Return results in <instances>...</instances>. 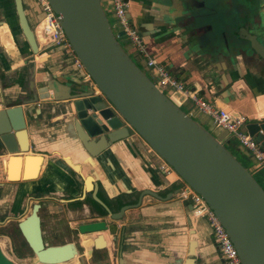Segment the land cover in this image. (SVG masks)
<instances>
[{"label":"crops","instance_id":"obj_1","mask_svg":"<svg viewBox=\"0 0 264 264\" xmlns=\"http://www.w3.org/2000/svg\"><path fill=\"white\" fill-rule=\"evenodd\" d=\"M197 1L201 5L196 10L198 23L193 29L194 26L185 18H176L173 22L157 18L164 11L160 0H128V18L140 33L146 57L163 65L169 74L183 83L186 90L212 107H223L234 115L243 116L246 123L264 121V59L239 51L232 53L233 60L228 58L226 52L219 53V59H204L206 53L214 56L218 54L206 45L215 37H220L224 29L230 30V24L239 27L238 23L247 22L244 28L264 45V0ZM28 4L32 18L31 4ZM0 6L6 8L5 0H0ZM193 30L196 31L195 39L190 40ZM230 42L238 48L245 45L243 40L237 38ZM0 43L8 53H13L12 37L5 24L0 25ZM128 51L133 52L132 46ZM47 53L48 59L42 65L35 63L31 66L29 76L34 89H39L50 76H54L61 85L69 81L83 82L92 87L83 77V72L73 64L71 57L55 48L48 49ZM146 57H140L139 60L144 64ZM22 64L21 58L8 64L5 74L10 82L3 85L0 67V108L19 104L17 100L13 103L17 96L23 98L21 89L27 69ZM175 94L183 97L188 108L192 109L187 114L194 118V112L206 117L209 125L216 130L213 135L222 132V129L213 126L207 114L196 108L192 99L181 93ZM173 101L182 107L176 99ZM32 106L34 109L39 108L40 114L37 117L32 115L30 123L26 125L27 152L8 154L0 149V247L5 252L11 242L7 229H10L11 222L17 223L28 212L29 208L27 212L24 208L28 199L33 198L39 201V209L45 202L43 220L54 227L64 222L68 228H73L81 222L105 220L107 229L104 233L110 243L108 251H93L99 257L89 255L93 249L91 241L82 239L85 246L83 254L89 255L90 264H114L118 246H121L124 264H181L190 238L196 241L195 264H221L208 236L205 221V226L198 228L196 223L199 220L190 218L189 202L179 199L177 195H171L166 200L144 196L137 207L125 210L118 220L109 219L107 214L98 216L90 193H84L82 199L78 198L82 185L75 181L63 157L78 162L82 173L95 174L94 178L102 187L98 186L96 191L101 201L103 197L111 199L121 193L129 194L145 188L156 191L160 196L178 188L173 186L179 184L176 174H164L159 168L160 158L139 137L131 133L127 140L111 144L89 164L83 160L85 154L73 137L71 127L62 124L70 115L64 118L60 101L40 100L36 106ZM199 123L205 128L203 123ZM222 143L234 156L238 155L237 158L264 189V168L255 163L250 152L227 133ZM9 155H17L20 164L15 159L7 162L6 157ZM23 155L38 156L40 162L28 159L23 165ZM25 171V178L29 179L21 177ZM127 189L131 191L127 192ZM83 205L87 212L73 215V211ZM93 211L95 216L85 218ZM188 220L191 222L189 226ZM189 228H193V234L188 233ZM112 237L116 238L115 242ZM79 244L83 246L81 242ZM15 258L16 264H23Z\"/></svg>","mask_w":264,"mask_h":264},{"label":"water","instance_id":"obj_2","mask_svg":"<svg viewBox=\"0 0 264 264\" xmlns=\"http://www.w3.org/2000/svg\"><path fill=\"white\" fill-rule=\"evenodd\" d=\"M46 1L57 16L74 55L102 96L94 93V88L83 82L67 81L61 85L55 81L54 76H50L39 89H34L31 88L33 80L30 79L27 88L29 94L23 98L17 96L13 100V103L20 101L19 104L0 108V149L8 154L27 152L26 125L30 123L32 115L37 117L40 114V109H34L32 105L36 106L40 100L60 101L64 118L70 115L66 120L63 118L62 124L71 127L73 137L85 154L84 161L92 164L91 160L96 159L111 144L127 140L131 133L135 134L203 199L227 232L240 263L264 264V189L242 162L223 145L226 131L222 130L218 135L210 133L141 72L113 35L101 0ZM5 2L7 9L0 6V23L7 25L11 34L14 45L11 54L16 51L23 66L27 59L25 53L30 52L29 56L34 55L31 65H35L38 59L42 62L37 64L42 65L48 59V53L45 57L37 56L39 49L32 31L36 18L33 14L34 18H31L24 10L26 3L25 7L23 4L27 0ZM160 4L164 11L157 18L167 19L168 22L185 18L195 29L198 23L196 10L201 5L197 0H160ZM140 30L143 31L142 28ZM242 30L244 33L238 35L237 39L243 40L244 46L238 48L232 45L221 34L206 45L218 54L214 56L206 53L204 59H219V53L226 52L228 58L233 60L232 53L238 51L264 59V45L254 34L245 28ZM195 35L196 31L193 30L189 39H195ZM116 36H122V32L118 31ZM125 43L126 40L122 42ZM3 50L11 55L6 49ZM0 67L3 76L1 84H9L5 74L8 63L2 52ZM219 105L224 106L222 103ZM245 129L248 135L260 139L264 150V121L247 122ZM16 158L17 155H9L6 160L8 162ZM27 159L40 162L38 156L23 155V165ZM62 159L73 172L75 181L82 185L78 198L82 199L84 193H90L91 199L104 208L111 220H118L125 210L137 207L144 196L166 200L178 192L176 188L160 196L156 191L141 189L134 203L124 204L117 211L111 212L96 195L98 186H101L94 178L95 174H84L78 162L68 157ZM24 174L22 172L21 177ZM39 207L37 201L33 202L28 212L16 223L19 233L34 253L35 261L39 264H59L71 260L78 254L73 242L56 245L43 243L37 214ZM26 210L27 205L24 208ZM93 216L94 211L85 218ZM187 225H191L190 220ZM75 229L81 239L91 241L95 252L109 250L110 243L104 233L107 229L105 220L81 222ZM193 232V228L188 229V233ZM114 239L112 237V241ZM195 245L194 239L188 240L186 255L181 264H194ZM121 251V246H118L115 251L117 264L124 263ZM0 264L15 263L0 250Z\"/></svg>","mask_w":264,"mask_h":264},{"label":"built area","instance_id":"obj_3","mask_svg":"<svg viewBox=\"0 0 264 264\" xmlns=\"http://www.w3.org/2000/svg\"><path fill=\"white\" fill-rule=\"evenodd\" d=\"M36 7V13L41 14L40 19H36L32 26L34 38L41 55H44L48 49L55 48L61 50L64 54L71 57L73 64L83 72V77L88 80L94 88V93L102 96L100 91L94 86L89 75L84 71L81 63L74 55L70 44L59 24L57 16L52 11L46 0H27ZM104 6L107 13L110 12L114 18L113 26L117 32L121 31L136 53V58L146 57L144 46L140 34L131 25L128 18V0H104ZM145 66L148 68V75L156 79L153 83L163 92L168 89L170 93H181L193 100L196 108L207 114L214 127L225 130L227 134L236 138L238 143L247 149L252 155L255 163L264 168V150L260 145V139L248 135L245 129V118L234 115L223 107H212L210 104L197 98L193 92L185 89L183 83L173 75L169 74L167 69L157 63L153 58L146 57ZM170 97V96H169ZM160 170L164 174L174 172L173 169L160 158ZM175 173V172H174ZM176 174V173H175ZM180 186L178 187V196L191 205L190 218L193 220L203 219L208 226L213 243L217 246L218 258L222 264H241L227 232L219 223L216 216L209 210L203 199L176 174Z\"/></svg>","mask_w":264,"mask_h":264},{"label":"rangeland","instance_id":"obj_4","mask_svg":"<svg viewBox=\"0 0 264 264\" xmlns=\"http://www.w3.org/2000/svg\"><path fill=\"white\" fill-rule=\"evenodd\" d=\"M101 3H102V6H104V0H101ZM252 4H253V1L250 3V5H252ZM234 8L235 7H233L232 9H234ZM26 12H27L28 16H30L29 15L30 13H29L28 9H26ZM105 16L107 18V21L109 23V26H110V28L112 30L113 35L115 36L117 42L122 46L123 50L125 52H127L128 57L134 61L136 66L141 70V72H143L150 79L151 82L155 81L156 79L154 80L148 75V68L144 65L145 63L143 64L139 59H137L133 52L128 51L129 47L131 46V44L129 42H127L125 44H122V42L124 40H126L125 36L124 35H122L120 37L116 36L117 28L113 26L115 21H114V18L111 16L110 12L109 13L105 12ZM40 18H41V14L40 13H36V19H40ZM231 22H232V20H231ZM238 24L240 26H243V27L247 26V22H241V23H238ZM222 34H223V36L226 35V37H228L229 36V29H224ZM231 37H232V34H230L229 39ZM17 39L20 41V37L19 36H17ZM1 49L3 50L4 48L1 46ZM11 57H12L11 59H7L6 58L7 59L6 61H7L8 64L15 63L19 59V55H17L16 51H15L14 54H11ZM41 57H45V55H43ZM41 60H44V58L41 59ZM35 62L40 64L42 61H40L38 59ZM164 93L166 95H168V96L170 95L171 98L173 97L174 99H176L177 102H179V104H182V109L185 112H187V111L191 112L192 109L190 110L188 108V106L186 104V101L183 99V97H180L179 95H177L175 93H170V91H168V89H164ZM192 114H193V116H194V118L196 120H198L199 122L204 124L205 128H207L212 134H215L216 130L213 129L209 125L208 119L206 117L202 116L199 113H194L193 112ZM237 157H238V155H237ZM173 186L179 187L180 183L179 184L175 183ZM175 195H177V197H179L177 193ZM179 199H181V198L179 197ZM30 200L31 199H29L28 202H27L28 203L27 204V208L30 205ZM45 208H46V204L44 202L43 206H41V208L37 211V214L39 216V221H40V230H41V235H42L43 242L46 245L60 244V243H64V242H73L75 244V246L77 247V252H78L77 257L75 258V260L72 259L73 261L69 260V261L63 262L61 264H90L89 255L83 254V251H84L83 248H85V246L83 245V240L81 238L79 240V237L77 236V231L75 229L76 225L73 226V228H68L66 222L59 223L60 226L58 225L57 227L51 226L49 224H45V222L43 220V214L46 213ZM25 212H27V211H25ZM22 214H24V213H22ZM64 221H65V219H64ZM203 222H204L203 219H199V221L196 223L197 227L201 228L202 226H205V223H203ZM15 225H16L15 221L11 222L10 229H7V230L9 231L10 235L12 236L14 242L16 244L19 243L18 248L15 249V254H17L18 256H23V255H25V253H23L22 240H21V237H20L19 233L17 232V229H16ZM55 226H56V224H55ZM80 242L82 243L83 246H81L79 244ZM7 252H9L8 249H7ZM92 255L96 257L95 254H92ZM25 257H27L26 260L18 258L20 260V263H23V264H39V263H37L35 261V257L33 255L29 254L28 251H26V256ZM114 257L115 258H113V259L116 260L117 256L114 255ZM114 264H115V262H114Z\"/></svg>","mask_w":264,"mask_h":264},{"label":"flooded vegetation","instance_id":"obj_5","mask_svg":"<svg viewBox=\"0 0 264 264\" xmlns=\"http://www.w3.org/2000/svg\"><path fill=\"white\" fill-rule=\"evenodd\" d=\"M25 1V0H24ZM25 3H26V7H25V11H26V9H28V8H30L29 7V4L27 3V2H24V4H23V7H24V5H25ZM30 12H32L33 13V15H34V17L36 18V7L34 6V5H31V9H30ZM33 17V18H34ZM231 23V22H230ZM34 24V23H33ZM33 24H32V26H33ZM230 30H229V36H230V34H232V37L230 38L231 40L234 38H238L237 36L238 35H242L243 33H244V31L242 30V28H244L243 26H239V27H235V26H233L232 24H230ZM241 29V30H240ZM229 36H228V38L227 39H229ZM230 39H229V41H230ZM36 41V40H35ZM37 44V43H36ZM37 48H38V45H37ZM39 49V48H38ZM0 52H2L3 53V56H5V58H7V59H9L8 58V56H11V55H7L5 52H4V50H2L1 49V46H0ZM41 52H38L37 53V56H41V54H40ZM17 55H19L18 53H17ZM25 55H26V58L27 59H25V62H24V65H23V67H25V69H27V73H26V75H25V82H24V84H23V86H22V91L24 92V94H23V96H26V95H28L29 94V92H28V90H27V88H28V83H29V81H30V76H29V73H30V69H31V61L32 60H34V55H31V56H29L30 55V52H26L25 53ZM6 59V60H7ZM1 78V77H0ZM32 79V78H31ZM31 88H33V87H31ZM31 200H30V205H29V207L28 208H30L31 207V204L33 203V202H35V201H37L38 203H39V201L38 200H33V198H30ZM40 204V203H39ZM188 205H190L189 203H187V206ZM190 208H191V205H190ZM82 213H85V211L82 209V208H80L79 210H76V211H73V215H79V214H82ZM17 229V228H16ZM17 232L19 233V231L17 230ZM194 233V232H193ZM192 233V234H193ZM19 235H20V237H21V240H22V247H23V253H25V255H23V256H18L17 254H15V249L16 248H18V246H19V243L18 244H16L15 242H14V240H13V238H12V236H11V242H10V245L8 246V251L9 252H5L1 247H0V250H1V252L7 257V258H9L11 261H13L14 262V258L16 257L17 259L18 258H20V259H24V260H26V258L27 257H25L26 256V251H28L29 252V254H31V255H33L34 257H35V255H34V253L29 249V247H28V245L26 244V242L24 241V239H23V237L21 236V234L19 233ZM208 236L210 237V239H211V242H212V244L214 245V248H215V252H216V256H217V258H218V252H217V246L213 243V241H212V238H211V235H210V232H209V229H208ZM190 239H193V238H190ZM121 240H122V237H121ZM42 241H43V239H42ZM44 243V242H43ZM45 244V243H44ZM60 244H62V243H60ZM46 245V244H45ZM53 245H56V244H53ZM9 247H10V250H9ZM91 248V247H90ZM93 249L92 250H90V252H89V255H92V254H95L96 256H98L99 257V254L98 253H93ZM102 252H106L104 249H102ZM10 253V254H9ZM92 253V254H91ZM15 258V259H16ZM218 260L220 261V259L218 258ZM114 262H115V264H117V260H114ZM220 263H221V261H220ZM124 264V263H123ZM194 264H195V262H194ZM222 264V263H221Z\"/></svg>","mask_w":264,"mask_h":264},{"label":"trees","instance_id":"obj_6","mask_svg":"<svg viewBox=\"0 0 264 264\" xmlns=\"http://www.w3.org/2000/svg\"><path fill=\"white\" fill-rule=\"evenodd\" d=\"M259 183V182H258ZM139 191H132L131 193L129 194H126V193H121V194H118L116 195L115 197L111 198V199H108L106 197H103V203L108 207V209L110 211L113 210L114 211H117L118 208L124 204H131V203H134L136 201V198H137V195H138ZM98 196V192L96 194ZM126 198H129V199H126ZM90 200L93 202V204L95 205V208H96V213L98 216H103V215H106V211L104 210V208L102 206H100L98 203H96L94 200L91 199L90 197Z\"/></svg>","mask_w":264,"mask_h":264},{"label":"bare ground","instance_id":"obj_7","mask_svg":"<svg viewBox=\"0 0 264 264\" xmlns=\"http://www.w3.org/2000/svg\"><path fill=\"white\" fill-rule=\"evenodd\" d=\"M3 24H4V23H0V25H3ZM6 26H7V25H6ZM7 28H8V27H7ZM8 30H9V29H8ZM0 44H1V43H0ZM15 160L20 164V160H19L18 158H16ZM27 161H28V159L26 160V162H27ZM26 162H25V163H26ZM26 175H27V173H26V171H25V174H24V176H23L22 178H25ZM32 175H33V174H32ZM82 209H83V210H86L85 213L87 212V208H86L84 205H83ZM76 257H77V255H75L72 259H75ZM72 259H71V260H72ZM14 263H15V262H14ZM15 264H16V263H15ZM59 264H61V263H59Z\"/></svg>","mask_w":264,"mask_h":264}]
</instances>
